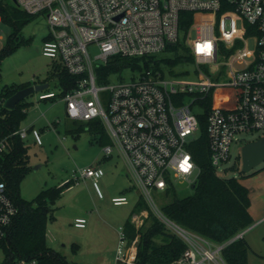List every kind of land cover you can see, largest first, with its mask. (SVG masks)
Here are the masks:
<instances>
[{
    "label": "built area",
    "instance_id": "built-area-1",
    "mask_svg": "<svg viewBox=\"0 0 264 264\" xmlns=\"http://www.w3.org/2000/svg\"><path fill=\"white\" fill-rule=\"evenodd\" d=\"M10 3L24 14H42L46 18L49 35L43 41L41 54L61 64L68 74L81 77L77 87L62 96L54 91H41L37 100H61L71 121H100L109 139L108 144L101 146L103 156L116 152L121 157L146 208L186 246L183 254L169 264H226L222 250L241 239L244 232L215 244L168 219L153 194L164 195L174 189L176 182L190 188L196 186L199 169L189 145L200 135L199 116L206 113L209 158L216 174L230 160V146L236 135L264 132V0H10ZM182 13L192 15L185 30L180 28ZM177 43L192 57L193 79L166 75V67L161 66L157 70L131 72L128 80L123 75L122 79L112 75L117 82L110 83L111 76L106 83L96 81V70L113 57L157 56ZM89 47L96 48L94 56L90 55ZM223 77L225 80H221ZM214 97L217 103L205 108ZM12 135L21 141L30 136L34 145H42L41 132L32 126L19 128ZM7 152V137L0 135V158ZM185 161L187 171L182 167ZM103 175L102 167L91 165L79 170L72 180H89L97 197L102 198L98 181ZM110 202L121 206L127 204V199L119 196ZM147 209L131 214L129 221L135 230L143 226ZM17 214L18 208L0 177V240ZM73 226L83 229L86 220L76 219ZM118 236L115 263L134 264L138 235L128 243L120 228ZM12 264L37 262L20 259Z\"/></svg>",
    "mask_w": 264,
    "mask_h": 264
},
{
    "label": "trees",
    "instance_id": "trees-1",
    "mask_svg": "<svg viewBox=\"0 0 264 264\" xmlns=\"http://www.w3.org/2000/svg\"><path fill=\"white\" fill-rule=\"evenodd\" d=\"M0 16L3 21L13 24L26 22L30 15L17 10L9 0H0ZM192 15H180V28L187 29ZM47 37L44 39L46 40ZM24 43L18 41L16 32L9 35L7 43L0 51L1 59L11 53L13 49ZM165 51L172 52L173 58L157 56L143 58H111L105 65L96 70L98 84L106 83L112 75L122 79L124 72H135L146 69L157 70L161 66H176L183 62L191 63L192 57L183 46L177 43L168 46ZM81 77L72 76L66 72L61 64L52 62L46 80L56 81L57 91L47 88L44 91H54L62 96L77 87ZM30 86L3 88L0 101L5 100L17 91ZM217 99L207 101L205 108L215 105ZM227 92H224V102ZM28 104L18 103L13 110H7L0 105V135L7 137L8 152L0 158V177L5 183L10 198L18 208V214L13 218L6 236L0 240V250L3 263L12 264L17 260H35L37 264H78L68 260L64 255L54 251L46 244V230L49 221L54 219L52 205L61 197L62 193L71 187L72 181L63 185L41 190L32 201L20 198L19 184L22 178L31 170L28 165L27 149L18 136L12 133L20 128V123L26 115ZM206 114V113H205ZM205 114L199 116L200 135L189 145L192 158L199 169L196 186L191 195L177 198L174 189L167 190L165 196L172 200L161 206L162 213L177 225L195 232L215 244L225 243L243 232L253 223L249 214L250 200L248 190L240 183V179L254 175L240 173L238 178L219 177L210 163L208 138L205 130ZM88 131L98 134L100 144H108L109 139L98 119L89 122L73 121L67 130L70 134ZM147 209L138 195L134 211ZM148 210V209H147ZM122 230L130 243L137 235L136 256L134 264H169L177 260L186 249L183 241L161 223L149 210L143 226L137 231L127 220ZM72 252L76 253L78 246L72 244ZM249 246L243 238L237 239L222 250V258L226 264H248L247 254Z\"/></svg>",
    "mask_w": 264,
    "mask_h": 264
},
{
    "label": "rangeland",
    "instance_id": "rangeland-1",
    "mask_svg": "<svg viewBox=\"0 0 264 264\" xmlns=\"http://www.w3.org/2000/svg\"><path fill=\"white\" fill-rule=\"evenodd\" d=\"M13 32H16L18 41L24 43L17 45L0 61V94L5 87L43 82L52 65V61L41 54L43 41L49 35V27L42 14L31 16L26 22L19 21L13 24L2 20L0 22V51ZM191 35L194 36L193 33ZM88 50L91 56L97 53L94 47H89ZM159 57L173 58L174 54L165 51L159 54ZM202 69L208 71L209 68L203 66ZM222 71L225 73V70ZM165 73L179 78L193 79L195 66L190 63L169 66L166 67ZM131 76V72L123 74L125 80ZM221 80H225V78L223 77ZM109 81L115 83L117 78L111 76ZM46 84L50 89L57 91L55 80L51 79ZM36 96L37 93H34L24 100L28 107L26 115L20 123V128L31 125L36 128L44 126L41 137L42 145L35 146L30 136L22 140L27 149L28 165L31 170L20 181V198L32 201L41 190L72 181L71 187L65 190L52 205L54 219L47 224V246L64 255L70 261H80L76 262L78 264H115L114 256L119 242L118 228L114 235H104L100 231L92 234L84 233L72 225L73 215L81 210V205L91 199L86 188L87 180L75 181L72 178L74 175H78L79 170L95 165L103 159L101 144L98 143L99 136L88 131H82L77 136L68 133L67 130L72 126L73 121L65 115L64 102L61 100L38 101ZM55 122L57 123L54 124ZM259 137H264V132L253 131L236 135L230 146V160L220 166L217 175L238 178L241 173L240 152L242 146ZM113 156L112 162L110 160L104 163L106 165L102 164L104 174L108 177L113 176L112 179H114V182L109 184V189L116 190L120 180L127 183L126 188L128 189L132 183L128 177L127 169L119 156L115 153ZM262 168H264V162L246 174H251ZM99 188L102 189L100 184ZM174 189L177 198L187 197L193 192L190 186L178 182L174 183ZM127 194L130 197L128 205L113 206L109 201L110 206L112 208H133L138 199V191L132 188L127 191ZM153 197L158 207L172 200L171 196L167 197L161 193H154ZM243 234L244 241L249 246L247 263L264 264V220L251 225ZM72 244L78 246L76 253L72 252ZM3 259L0 250V263Z\"/></svg>",
    "mask_w": 264,
    "mask_h": 264
},
{
    "label": "crops",
    "instance_id": "crops-1",
    "mask_svg": "<svg viewBox=\"0 0 264 264\" xmlns=\"http://www.w3.org/2000/svg\"><path fill=\"white\" fill-rule=\"evenodd\" d=\"M46 101L55 102L57 100H45L44 102ZM31 126L34 127V125H31ZM43 127L42 128L34 127L41 132V136L43 133ZM98 143L100 144V140H98ZM37 147H40V146H37ZM114 153L117 156H119L116 152ZM113 157H114L113 154L109 157H103V159L97 162L95 165L102 167V164L107 163V161L111 160L112 162ZM122 163L124 164L123 160H122ZM124 167H126L125 164H124ZM112 178L113 176L108 177L104 174V176L99 179L98 185L100 184L102 188L101 190H103V191L100 190L102 193V198L97 197L95 191L92 188V184L89 180H87V184L85 183L86 188L88 189V192L91 196V199H89L86 202V204L81 205V210H79L76 214L73 215V221L79 218H83L86 220L85 228L80 229L84 233L92 234L94 232L100 231L104 235H107V234L114 235L116 232V229L118 228L117 230V233H118L119 229L122 228L123 224L127 220H130L131 214L136 212L134 211L135 204L133 208H128V207L112 208L110 206L109 201L112 198L119 197V196L126 197L127 204L125 205H128L130 197H129V194H127V191L134 188L133 186H130L127 189L126 188L127 183L124 182L123 180L122 181L120 180L117 183V189L112 191L109 189L110 188L109 184L114 182V179ZM239 181L248 190V197L250 200V206H249L248 211L253 220L252 225H255L261 222L262 220H264V168L256 171L254 175L242 178ZM247 230L248 228L244 230L243 232H246ZM243 239H244V234H243ZM115 256H116V253H115ZM115 256H114V261H115ZM75 262H80V261H75Z\"/></svg>",
    "mask_w": 264,
    "mask_h": 264
},
{
    "label": "water",
    "instance_id": "water-1",
    "mask_svg": "<svg viewBox=\"0 0 264 264\" xmlns=\"http://www.w3.org/2000/svg\"><path fill=\"white\" fill-rule=\"evenodd\" d=\"M11 1L14 2V0ZM46 88L47 84H33L21 89L11 97L4 100L3 108L13 110L18 103L24 101L27 97L34 93L44 91ZM240 160L241 173L243 174L248 173L261 162H264V137H260L257 140L248 142L242 146ZM192 189H194V186H192Z\"/></svg>",
    "mask_w": 264,
    "mask_h": 264
},
{
    "label": "snow or ice",
    "instance_id": "snow-or-ice-1",
    "mask_svg": "<svg viewBox=\"0 0 264 264\" xmlns=\"http://www.w3.org/2000/svg\"><path fill=\"white\" fill-rule=\"evenodd\" d=\"M187 164V161H185V165ZM182 167L184 168L185 171H187V168L184 167V165H182Z\"/></svg>",
    "mask_w": 264,
    "mask_h": 264
},
{
    "label": "clouds",
    "instance_id": "clouds-1",
    "mask_svg": "<svg viewBox=\"0 0 264 264\" xmlns=\"http://www.w3.org/2000/svg\"><path fill=\"white\" fill-rule=\"evenodd\" d=\"M184 167H186V168H187V165H184Z\"/></svg>",
    "mask_w": 264,
    "mask_h": 264
}]
</instances>
